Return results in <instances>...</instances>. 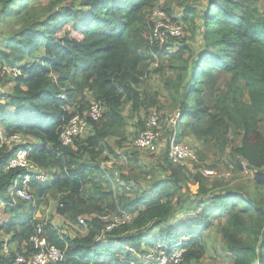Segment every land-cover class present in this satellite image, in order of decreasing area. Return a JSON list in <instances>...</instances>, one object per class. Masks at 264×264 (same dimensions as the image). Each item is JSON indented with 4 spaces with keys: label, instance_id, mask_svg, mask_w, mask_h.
Instances as JSON below:
<instances>
[{
    "label": "trees",
    "instance_id": "obj_1",
    "mask_svg": "<svg viewBox=\"0 0 264 264\" xmlns=\"http://www.w3.org/2000/svg\"><path fill=\"white\" fill-rule=\"evenodd\" d=\"M171 2L184 14L168 6V19L184 23L192 36L200 30L202 49L182 41L184 29L181 37L149 44L154 21L148 14L159 0H0L3 22L15 24L0 47V85L9 84L0 90V204L8 216L0 219V264L34 254L30 239L43 223L49 244L65 252L56 264H157L146 255L161 250L169 257L182 251L179 264H194L206 254L202 240L216 224L233 264H264V11L259 0ZM154 75L161 91L150 89L157 86ZM91 101L102 105V118L64 147L63 127ZM153 112L160 121L175 119L179 141L194 139L201 161L220 160L230 150L229 163L240 172L246 164L253 179L220 189L218 183L207 188L196 175L191 185L190 174L165 157L159 181L132 148L123 154L134 173L123 174L122 185L115 182L102 163L129 149ZM16 135L25 144L6 143ZM21 148H30V160L49 176L30 181L32 203L12 198L23 172L8 166ZM151 176L150 187L139 185ZM47 198L67 222L83 219L87 234L72 238L40 220ZM120 213L132 222L107 231L100 217Z\"/></svg>",
    "mask_w": 264,
    "mask_h": 264
},
{
    "label": "built area",
    "instance_id": "obj_2",
    "mask_svg": "<svg viewBox=\"0 0 264 264\" xmlns=\"http://www.w3.org/2000/svg\"><path fill=\"white\" fill-rule=\"evenodd\" d=\"M155 17L158 20L154 21L150 31L151 44H163L170 37H181L183 27L178 22H172L168 19L163 11H155ZM103 115V107L100 103H93L90 109L83 115H76L70 119L65 125L60 134V141L64 147L72 146L77 137H83L90 131V121L98 122ZM160 116L157 112H153L146 119L144 130L134 143V148L146 151L151 154H156L161 149H167V157L169 161L177 166L184 167L188 172L193 173L196 164H200L195 150L187 144L180 143L176 133H170L167 140H163L164 134L160 132ZM175 120L172 119L169 126H173ZM6 143L25 144L24 140L16 135L6 140ZM31 149L21 148L15 157L10 161L8 169H20L23 172L21 179H18L12 188V195L19 200L27 203L34 201V196L30 192L28 185L31 180L45 182L49 176L39 166L30 160ZM213 175V172L209 173ZM62 219V217L60 216ZM100 219L107 223V231H111L121 225L132 222L133 217L128 214L120 213L116 215L101 216ZM80 227H86L85 221L79 219ZM67 225L69 222L64 221ZM46 223L39 224L36 227L34 235L30 239V243L35 248V253L29 257L17 255L14 264H56L64 259L65 252L59 248L49 244L45 236ZM71 224V223H70ZM82 226H81V225ZM53 226H55L52 223ZM161 254V264L174 263L179 264L182 260V251L174 252L170 257L165 251H158ZM5 253L11 255L8 244L5 245ZM153 258L151 254L146 255V259L150 262ZM148 262V263H149Z\"/></svg>",
    "mask_w": 264,
    "mask_h": 264
},
{
    "label": "rangeland",
    "instance_id": "obj_3",
    "mask_svg": "<svg viewBox=\"0 0 264 264\" xmlns=\"http://www.w3.org/2000/svg\"><path fill=\"white\" fill-rule=\"evenodd\" d=\"M168 6H172V9L176 13H179L180 16H182L184 14V10L179 6H176V4L171 2V0H159L158 6L156 7L155 10L164 12L163 8H166ZM257 6L262 11H264V0H259ZM148 17H150V20H152L154 18H155V20L159 19L158 17H155L154 13H152V15H151V13L148 14ZM181 23H182V21H181ZM182 25L184 26V27L182 26L184 29V35L182 37V41L189 44V45H192L196 50L202 49L204 47V42H203V35H202L201 31L199 30L197 33H195V35L192 36V33L189 30V27L186 26L184 23H182ZM13 26H15L14 23H10L9 25H6L3 22L2 15L0 14V47L2 46L5 37H7L6 34H7L8 29H10ZM15 29H17V28H15ZM145 36H146V34H145ZM148 39H149V35H148ZM187 71L188 72H186L184 75L185 82H188V76H189L190 68H188ZM1 74H2V72H0V75ZM154 80L156 81L157 86L156 87H150V89L152 91H154V90L161 91V83L162 82L160 81L159 78H157L156 75H154ZM145 81H146L145 87H148V89H149L150 81L148 79H146ZM222 87H225L224 83L222 84ZM183 88H184V84H183ZM8 89H9V84L0 85L1 91H7ZM162 93L163 94L165 93L163 88H162ZM165 99H168V96L166 97L165 95H162V100L164 102L166 101ZM91 103H94V102L91 101ZM73 109H74V106L71 107V110H73ZM131 122L133 123L134 121H131ZM169 123H170V120H168L167 122H165V121L160 122V126H161L160 132L162 134H165V136L163 138L164 141L167 140V138L169 136V131H168ZM85 135H88V133ZM135 137H134V139H135ZM234 137L235 136L233 135L232 138H234ZM0 138H1V140L3 139V142H4L5 137L3 136V129L1 126H0ZM235 139L237 140L236 144H233L231 146H235L239 143L240 137L237 136ZM182 142L192 146L196 150H198V146H200L192 138L188 139V140H184ZM132 148H133V150H136L134 148L133 142L131 143V146L129 147V149L125 148V149H122V151H120L121 154H120L119 158L112 159L113 162H108L106 165H104L102 163V167L113 171L114 176H115V178H114L115 182L118 180L120 185L123 184L122 183L123 176H127L130 173H134V170H131L127 166L128 160H127V157L125 156L126 154H123L125 151H131L130 149H132ZM136 151H138V157L141 161V163L139 161V165H142V166L145 165V167H149L150 171H153L152 168L156 169L157 174L155 175L154 178H157L159 181L163 180L166 176V174H165L166 164H164V162H163L165 157H166V149H163L161 152L158 151L156 154H150V153H147L145 151H140V150H136ZM128 153H131V152H128ZM230 157L231 156H230V150H229L225 156H222L220 158V160H218L217 155H210L206 161L205 160L201 161V165L196 164L198 166V168H194V172L192 174H190V176H189L190 180L192 181L191 185H195V184H193V182H194L196 175H200L201 178L205 180V183L207 184L205 186L207 188H211L215 183H218L221 185L220 189H223V188L238 189L241 186L248 185L249 180L253 179V171L247 170L246 164L244 165L245 169L243 170V172L238 171L233 165H231L229 163ZM102 161L107 162V160H105V158H102ZM199 171H201V172H199ZM210 172H213V175H210L209 174ZM153 176H154V174H153ZM153 176H151L148 180H143V181L140 180L141 182L139 185L141 187H143L144 189H147L153 183V180H154ZM12 198L14 199V201H21L18 198L14 197L13 195H12ZM189 199L193 201L195 198L192 196H189ZM43 203H45V205H43L42 207H40L41 206L40 205L39 211L37 212V217L40 220H42L44 222L48 221V222L54 223L55 226L63 234H67V235L71 236L72 238H81L87 234L85 227H80L79 225L72 224V223L71 224L69 223L67 225L63 221V219H61L59 216H57V214L55 213V209H54L55 208L54 202L50 198H47L45 201H43ZM4 207H5L4 204H0V209H1L0 210V219L1 220H5L8 217V216H4V214H3ZM184 207L187 210H191L193 208V205L191 203L187 202L184 204ZM183 212H185V211H183ZM181 215H183V214H179L176 217V219H179V217ZM219 228H220V226L216 224L213 228H211L210 230H208L204 234L202 242H203V244H206V254L204 255V257L199 262H195L194 264H233L231 257L227 254L225 249H223L222 235H221V230ZM0 236H1V234H0ZM149 254H151L153 256V258L150 260V262L161 264L160 252L152 251Z\"/></svg>",
    "mask_w": 264,
    "mask_h": 264
},
{
    "label": "clouds",
    "instance_id": "obj_4",
    "mask_svg": "<svg viewBox=\"0 0 264 264\" xmlns=\"http://www.w3.org/2000/svg\"><path fill=\"white\" fill-rule=\"evenodd\" d=\"M155 11H156V10H155ZM155 11H154V12H155ZM154 12H153V13H154ZM151 27H152V26H150V31H151ZM150 31H149V44H150V45H153V44L150 43ZM92 104H93V103H92ZM92 104H91V105H92ZM89 109H90V108H89ZM89 109H88V110H89ZM174 120H175V119H174ZM174 126H175V124H174L173 126L171 125V126L168 127L169 136H170V133H176V132L173 131ZM176 134H177V133H176ZM164 136H165V134H164ZM169 136H168V137H169ZM177 139H178V141H179V135H178V134H177ZM179 142H180V141H179ZM180 143H184V142L181 141ZM184 144H186V143H184ZM187 145H188V144H187ZM189 146H190V145H189ZM190 147H192V146H190ZM192 148H193V147H192ZM162 149H163V148H162ZM193 149H194V148H193ZM194 150H195L196 155H197V158H198V160H199V162H200L199 165H201V160H200V158H199V156H198V154H197V150H196V149H194ZM145 152H146V151H145ZM147 153H148V152H147ZM150 154H151V153H150ZM166 157H167V149H166ZM167 159H168V157H167ZM168 160H169V159H168ZM169 162H170V161H169ZM170 163H171V162H170ZM171 164H172V163H171ZM173 165H174V164H173ZM174 166H177V165H174ZM178 167L182 168L187 174H192V173L188 172V170H187L186 168L181 167V166H178ZM196 168H198L197 165H196ZM199 172H201V171H199ZM199 172H198V173H199ZM57 216H59V215L57 214ZM59 217H60V216H59ZM62 219H63V218H62ZM63 220H64V219H63ZM65 221H66V220H65ZM45 222H48V221H45ZM51 224H52V222H51ZM53 224H54V223H53ZM129 224H130V223H129ZM54 225H55V224H54ZM55 227H56V226H55ZM56 228H57V227H56Z\"/></svg>",
    "mask_w": 264,
    "mask_h": 264
},
{
    "label": "crops",
    "instance_id": "obj_5",
    "mask_svg": "<svg viewBox=\"0 0 264 264\" xmlns=\"http://www.w3.org/2000/svg\"><path fill=\"white\" fill-rule=\"evenodd\" d=\"M163 149H161V151H162ZM161 151H159V152H161ZM63 221H65V220H63Z\"/></svg>",
    "mask_w": 264,
    "mask_h": 264
}]
</instances>
